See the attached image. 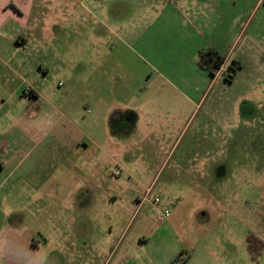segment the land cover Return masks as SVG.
Returning a JSON list of instances; mask_svg holds the SVG:
<instances>
[{
    "label": "rangeland",
    "instance_id": "1",
    "mask_svg": "<svg viewBox=\"0 0 264 264\" xmlns=\"http://www.w3.org/2000/svg\"><path fill=\"white\" fill-rule=\"evenodd\" d=\"M258 1L262 8L253 26L264 14V0H251L250 8ZM34 3L25 26L9 18L0 30V159L23 141L34 147L39 138L36 156L50 150L63 155L62 147L50 143L72 137L73 119L93 136L89 116L101 121L105 106V135L123 143V169L109 160L100 163L103 179L93 180L87 203L81 201L85 195L70 192L81 180L69 182L66 171L88 176L93 160L88 167L77 160L56 167L60 183L42 192L27 183L35 181V153L20 166L16 160L5 167L4 177L13 174L0 188V264H171L181 253L182 264H264V250L248 251L251 236L264 241V148L248 151L242 129L234 140L221 135L219 145H211V126L204 128V115L193 114L194 108L187 109L185 123L170 113L168 126L153 120V129L137 113L132 121L139 129L126 136H115L111 126L109 108L144 104L159 63L177 69L190 57L178 14L184 0ZM24 78L42 100H20ZM115 92L121 96H110ZM87 93L94 94L92 103ZM260 117L252 132L264 129V110ZM107 150L114 152L113 146ZM204 154L203 160L215 154L219 159L194 157ZM41 161L42 176L54 170L46 158ZM150 187L152 199L161 200L156 208L168 212L161 224L152 200L144 201Z\"/></svg>",
    "mask_w": 264,
    "mask_h": 264
},
{
    "label": "crops",
    "instance_id": "2",
    "mask_svg": "<svg viewBox=\"0 0 264 264\" xmlns=\"http://www.w3.org/2000/svg\"><path fill=\"white\" fill-rule=\"evenodd\" d=\"M36 1L0 0V30L4 28L5 22L9 18L25 26L24 19L28 12L36 11L34 3ZM184 3L186 4V7L183 6L185 9L181 5L178 14L184 32V40L191 42V48H188L187 43L183 44L190 57L181 62L177 69H170L167 62L166 64L159 63V68H157L159 73L156 79L150 81L148 85H152L153 89L146 92L143 105H136L126 110H118L115 107L108 109L112 121L111 126L116 132L115 136L118 132L126 136L135 129H139L136 121H132L135 116L137 117V113L141 112L144 115V120L146 117L147 128L153 129L154 125L149 123L153 120L159 122L162 127L168 126L170 123L165 120L166 115L171 116L170 113L174 115L173 119L176 122L185 123L187 109L191 112V108H194L193 114L198 111L197 114L202 112L204 115L202 118L203 123L206 124L204 128L208 127V124L211 126V128L209 126L210 137L215 140L212 141L211 145L218 146L221 135H226L227 139L234 140L236 129H242L244 131L243 145L247 147L248 151L253 148L256 154L260 153L264 148V129L258 133L252 131L259 128L258 124H261L260 114L264 110V14L260 13L263 17H259L258 23L256 24L255 21L254 26L252 21L261 10L262 4L258 1L253 8H250L252 6L251 0H184ZM204 49H214L225 58L222 69L214 75L198 64V53ZM232 62L239 63L241 70L230 82L226 80L225 70ZM154 86H156L155 89ZM20 90L22 91L19 94L21 101L25 99L26 101L38 102L43 98L38 88L29 84L25 78ZM91 93L86 94V100L90 103H92L90 99H94V94ZM110 96L117 98L121 95L115 92L114 94L111 93ZM99 97L102 98L100 104L103 102L105 105L107 90L101 91ZM134 97L138 98L139 96L135 95ZM174 98L183 99V105L177 101L172 102ZM102 110V120L99 122L92 114L89 116V120L91 119L89 127L94 130L93 136L85 133L84 129L80 130L75 124V119H73L69 124L72 137L62 140L54 139L50 143L51 146L55 145L64 149L61 150L63 152L61 156L54 150L46 151L47 154L45 155L36 156L38 148L42 144L41 138L36 141L34 147H29L27 144L24 146V141L22 145L19 144V148L12 154L3 160L0 159V188L13 174L10 172L8 176L4 177V168L16 160L20 166L34 153L36 166L33 178L35 181L33 184V181L27 179V183L37 189L38 192H42L45 187L54 188L60 183L56 179V167H61L66 161L69 160L72 164L74 160L83 163L86 161L85 164L88 167L93 160L94 172H89L88 176L83 171L73 172L72 169L66 171L69 175V182L73 181L74 183L73 178L81 180L76 184L74 183V188L70 192L85 195L81 201L89 203L91 186H95L93 180L103 179L101 176L103 167L100 163L109 160L120 165V169H123L121 165L123 143L120 140L113 141L111 134L109 138L105 135V130H107L104 121L107 119L105 106ZM38 111L39 113L42 112L41 109ZM88 113L91 111L88 110ZM104 114H106L105 118ZM159 119L161 121H158ZM150 124L152 126H149ZM32 125L35 126V122ZM110 146L114 148L113 153L107 150V147ZM92 151L97 155L93 154L87 157V153H92ZM9 152L11 151L9 150ZM2 155L0 153V158ZM206 155H194V157L198 161H207L210 158L209 161L212 162L219 159V156L215 154L203 160ZM229 156L234 157L233 155ZM246 157L248 158V156ZM42 158L51 162V167L54 168L52 171H46L45 176L41 174L42 169H38ZM150 189L151 187L147 189L146 194ZM8 241H11V238Z\"/></svg>",
    "mask_w": 264,
    "mask_h": 264
},
{
    "label": "trees",
    "instance_id": "3",
    "mask_svg": "<svg viewBox=\"0 0 264 264\" xmlns=\"http://www.w3.org/2000/svg\"><path fill=\"white\" fill-rule=\"evenodd\" d=\"M225 58L218 54L214 49H204L199 53L198 64L200 67L207 69L212 75L219 72L224 65ZM241 70V65L237 62H233L225 73L226 80L232 81L236 74ZM259 247L260 251L264 250V242L259 240L257 237L251 236L248 238V251L254 252L255 247ZM182 256V253L179 255ZM175 258L171 264H182L184 262L180 257ZM254 258V257H253Z\"/></svg>",
    "mask_w": 264,
    "mask_h": 264
},
{
    "label": "built area",
    "instance_id": "4",
    "mask_svg": "<svg viewBox=\"0 0 264 264\" xmlns=\"http://www.w3.org/2000/svg\"><path fill=\"white\" fill-rule=\"evenodd\" d=\"M233 63V62H232ZM232 63L228 66V68L232 65ZM223 67V66H222ZM228 68L225 70V73L227 72ZM222 69V68H221ZM148 200H152L151 201V204L154 205L155 207V220L158 222V223H163V221L167 218L168 216V212H161L159 209L156 208L157 205H159L161 203V200L159 199V197L157 198H153L152 199V196H151V190H149L147 192V194L145 195L144 197V201H148Z\"/></svg>",
    "mask_w": 264,
    "mask_h": 264
}]
</instances>
